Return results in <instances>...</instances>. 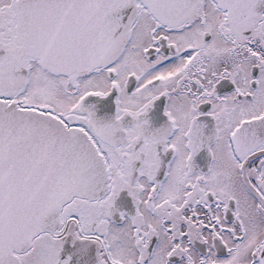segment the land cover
I'll return each mask as SVG.
<instances>
[{
  "label": "snow or ice",
  "instance_id": "6c2138e0",
  "mask_svg": "<svg viewBox=\"0 0 264 264\" xmlns=\"http://www.w3.org/2000/svg\"><path fill=\"white\" fill-rule=\"evenodd\" d=\"M0 264H264V0H0Z\"/></svg>",
  "mask_w": 264,
  "mask_h": 264
},
{
  "label": "flooded vegetation",
  "instance_id": "af4514ba",
  "mask_svg": "<svg viewBox=\"0 0 264 264\" xmlns=\"http://www.w3.org/2000/svg\"><path fill=\"white\" fill-rule=\"evenodd\" d=\"M90 103H95L98 107V115L101 117H107L113 115L115 112V102L114 97L112 98H91ZM150 116L154 120H159L162 122L164 117L163 104L161 101L157 102V105L154 106ZM209 159L207 148H204L199 152L195 157V163L199 167H204L206 161Z\"/></svg>",
  "mask_w": 264,
  "mask_h": 264
}]
</instances>
